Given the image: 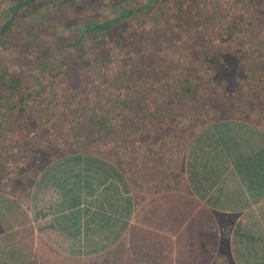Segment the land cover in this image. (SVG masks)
I'll use <instances>...</instances> for the list:
<instances>
[{
  "label": "rangeland",
  "instance_id": "1",
  "mask_svg": "<svg viewBox=\"0 0 264 264\" xmlns=\"http://www.w3.org/2000/svg\"><path fill=\"white\" fill-rule=\"evenodd\" d=\"M16 1L0 0V178L84 146L144 155L166 116L264 113V0ZM111 18L124 43L78 31Z\"/></svg>",
  "mask_w": 264,
  "mask_h": 264
},
{
  "label": "crops",
  "instance_id": "2",
  "mask_svg": "<svg viewBox=\"0 0 264 264\" xmlns=\"http://www.w3.org/2000/svg\"><path fill=\"white\" fill-rule=\"evenodd\" d=\"M229 104L1 177L0 264H264V113Z\"/></svg>",
  "mask_w": 264,
  "mask_h": 264
},
{
  "label": "trees",
  "instance_id": "3",
  "mask_svg": "<svg viewBox=\"0 0 264 264\" xmlns=\"http://www.w3.org/2000/svg\"><path fill=\"white\" fill-rule=\"evenodd\" d=\"M114 18H111V19H108V20H104L102 22H90V21L89 22H85L82 27L78 28V31H79L80 34L83 31L104 32L115 43H117V44L124 43V36L122 35V32H123V29H124V26H125V22L121 21L120 23L112 24L115 21ZM7 22L8 21H6L4 24H2V26L0 28V33L5 29V27L7 25Z\"/></svg>",
  "mask_w": 264,
  "mask_h": 264
},
{
  "label": "water",
  "instance_id": "4",
  "mask_svg": "<svg viewBox=\"0 0 264 264\" xmlns=\"http://www.w3.org/2000/svg\"><path fill=\"white\" fill-rule=\"evenodd\" d=\"M20 1H21V0H17V1H16V3H15V5L13 6L12 10L15 9L16 5H17Z\"/></svg>",
  "mask_w": 264,
  "mask_h": 264
}]
</instances>
